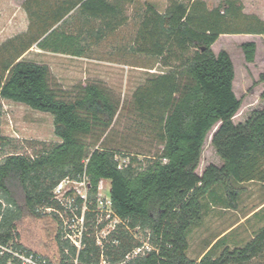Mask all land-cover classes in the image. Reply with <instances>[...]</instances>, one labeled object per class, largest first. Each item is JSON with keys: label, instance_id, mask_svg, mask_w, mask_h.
Listing matches in <instances>:
<instances>
[{"label": "trees", "instance_id": "trees-1", "mask_svg": "<svg viewBox=\"0 0 264 264\" xmlns=\"http://www.w3.org/2000/svg\"><path fill=\"white\" fill-rule=\"evenodd\" d=\"M135 2L64 1L52 16L42 18L38 30L30 29L0 46V52L8 51L0 66V98L51 114L60 140L35 156L12 154L0 163V264L14 262L11 252L35 254L18 243L17 225L23 218H43L42 209H64L54 190L66 179L87 182L88 199L77 201L80 208L85 204L92 210L100 181H109L112 209L123 225L102 248L92 235L93 213L86 212L89 231L83 233L80 250L63 238L62 231L57 235L58 264H101L102 256L109 264H260L257 260H264V227L244 246L216 252L218 241L199 261L188 257L189 234L203 222L204 199L220 188L227 207L237 209L243 184L264 185V109L254 111L243 123L233 122L241 107L234 92L235 66L227 51L215 54L212 49L222 35L264 37V21L245 15L239 0H226L214 9L203 0H170L164 13L147 4L132 51L155 58L168 70L151 73L129 102L97 82L70 93L47 64L21 59L33 46L81 57L85 33H66L70 14L77 10L91 21L101 19L104 27L86 33L99 40L107 30L125 23V6ZM241 16L251 19L249 26L234 29ZM241 49L246 62L253 63L257 44L245 42ZM122 110L136 116L138 133L150 131L162 146L146 163L131 156L121 166L118 151L108 144ZM217 125L212 144L223 163L208 166L200 176L196 171L202 149ZM9 142L0 133V150ZM136 229L151 249L128 259L142 247L129 233Z\"/></svg>", "mask_w": 264, "mask_h": 264}, {"label": "rangeland", "instance_id": "rangeland-1", "mask_svg": "<svg viewBox=\"0 0 264 264\" xmlns=\"http://www.w3.org/2000/svg\"><path fill=\"white\" fill-rule=\"evenodd\" d=\"M64 1L71 0H0V46L7 44L8 41L17 36L25 35L30 29L33 32L38 30V27L43 25L42 18L44 17L45 20L52 16L56 8ZM218 1L221 2L218 3ZM225 1L214 0L218 6ZM239 1L242 3L241 0ZM244 1L250 3L254 13L264 15V0ZM169 3L170 0H136L134 4H128L125 6V23L115 30H107L104 38L97 40L94 35L89 37L85 34L83 36L84 41H86L85 44L82 43L85 48L83 57L40 51L37 46H33L21 59L47 64L51 68L55 80L70 93H75L80 87L88 83L97 82L103 83L112 89L117 96H120L123 101L129 102L134 92L145 83L152 75L151 73L168 70V68L158 64L155 58L135 54L132 47L145 6L152 4L159 12L164 13ZM70 15L71 17L64 29L66 33L79 35L85 22L77 10ZM24 20L29 25L22 29ZM250 20L241 16L232 26L234 29H246ZM104 26L105 23L101 19L92 20L87 29L96 33L98 29ZM249 41L257 44L256 57L253 63L246 62L241 49V45ZM212 49L215 54L222 50L229 52L233 60L235 66L234 92L237 98L241 100V107L233 118V122L235 124L243 123L254 111L264 109V80L262 79L264 76V38L259 35L252 37L245 34L223 35L213 45ZM7 56L8 51L2 50L0 52V66ZM136 122L137 118L131 111L122 110L108 138V144L118 151L117 159L121 166L127 164L131 156H137L138 161L146 163L162 149L150 131L146 130L140 133L136 131ZM218 127L217 125L210 131L203 146L200 163L196 171L200 176L208 166H221L223 163L212 144V137ZM0 133L10 140L9 145L4 150H0V163L6 156L12 154L35 156L43 149L60 141L55 136L51 114L33 110L25 104L1 98ZM63 185L62 191L66 193L58 196L64 209H57L56 212L42 209L46 213L43 218H23L17 225L18 243L45 261H50V264H58L60 259L57 235L61 231L76 232L77 229H81L83 222L78 217L86 212L93 213L91 222H94L95 226L92 227V235L102 248L105 245L104 241L108 243L111 240L108 236L117 230L120 231L119 225H123L122 222H119L117 229L112 231L111 223H115L117 219L114 216L108 219L107 213L99 205V198L103 201H108L110 198L109 181H104V190L99 192L97 204L93 210L88 209V205L84 204L81 208L78 205L77 198L81 195L79 193L84 196L89 193L84 184L66 179L63 181ZM241 187H243L244 192L239 198L237 209L227 207L226 196L220 188L215 190L213 197L204 199L206 209L203 222L194 227L189 234V258L199 260L218 236L248 217H250L248 222L242 224L241 228L237 230V233L241 231L243 242H249L254 237V232L264 224L258 220L259 216L264 215V209L252 216L264 206V185L259 182H250ZM80 209L81 215H78ZM84 231L85 233L89 231L86 220ZM129 233L136 242L142 244L140 248L144 249V252L148 251L147 247L151 249V245L145 240L141 230H129ZM137 249L127 258L135 256ZM259 262L264 264V260H257V263ZM101 264H109L106 257L102 256Z\"/></svg>", "mask_w": 264, "mask_h": 264}, {"label": "built area", "instance_id": "built-area-1", "mask_svg": "<svg viewBox=\"0 0 264 264\" xmlns=\"http://www.w3.org/2000/svg\"><path fill=\"white\" fill-rule=\"evenodd\" d=\"M104 181L105 180H101L99 185H98V191L102 192L104 190L103 185H104ZM82 184H84L87 187V191L89 190V186L87 185V182L84 180L81 182ZM63 182H61L58 187L55 189V198L61 203V199L59 198L58 195H61L63 193V195L66 193L63 190ZM110 191V190H109ZM79 197H81L82 199H84L85 201L87 200V193L86 195H82V193ZM98 197H99V193H98ZM99 205L101 206V209L105 210V213H107V217L108 219H111L112 216H114L117 220H115V223H111L112 226V231H115L117 229V225H119V222H122L115 214L114 211L112 209V205H111V201L110 198L109 200H101L99 198ZM49 212L52 211V209H47ZM104 212V211H103ZM79 220H81L83 222V226L81 229H77L76 232L73 231H63V235H64V239L65 240H69L75 247H77L78 250L81 249L82 247V236L85 230V214L81 215L80 217H78ZM142 248H138L135 251V255H138L139 253H143ZM147 250H150L147 247ZM13 257H14V262L12 261L11 264H47V261H45L44 259H42L41 257L37 256L36 254H26V253H20V252H11ZM77 263V262H76Z\"/></svg>", "mask_w": 264, "mask_h": 264}, {"label": "crops", "instance_id": "crops-1", "mask_svg": "<svg viewBox=\"0 0 264 264\" xmlns=\"http://www.w3.org/2000/svg\"><path fill=\"white\" fill-rule=\"evenodd\" d=\"M203 1H205L207 4H208V7L210 8V9H214V8H216V7H218V3H220L221 1H218V3L216 4V2H214V0H203ZM242 1V3L244 4V6H245V8H244V10H243V13L245 14V15H247V16H250V17H252V16H256V17H258L259 19H261L262 21H264V15L263 14H259V13H254V11L252 10V7H251V5H250V3L249 2H246V1H244V0H241ZM25 13H23V16H25L24 15ZM42 16V15H41ZM43 19H44V17H43ZM82 19H83V21L85 22V24H84V26H83V28L81 29V32H84L85 34L90 30V29H87V27H89V25H90V23L92 22L91 20H90V18H88V17H85V16H82ZM25 22H24V24L22 25V29H24V28H27L28 27V25H29V23H27V21L26 20H24ZM86 30H88L87 32H85ZM85 34H83V36L85 35ZM87 35V34H86ZM245 35H248V36H258V35H255V34H245ZM223 36V35H222ZM221 36V37H222ZM259 36H261V37H263L262 35H259ZM89 37H91V36H89ZM264 38V37H263ZM85 42L86 41H83L82 43L83 44H85ZM87 44V43H86ZM88 44H91V43H88ZM90 46V45H89ZM38 50H40V49H38ZM40 51H44V50H40ZM257 52V51H256ZM229 53V52H228ZM75 57H78V56H75ZM81 57H83V56H81ZM262 209H264V206H262V208L261 209H259V211H257L256 213H254L252 216H255L257 213H259ZM249 218L250 217H248V218H246L245 220H242V221H240L239 223H237V224H235L234 226H232L231 228H229L228 230H226L224 233H222L220 236H218L217 238H216V240L212 243V244H210L209 246H208V248L206 249V252L205 253H207L212 247H213V245L215 244V243H217L218 241H221V243H220V246H219V252L223 249V248H225V247H230L231 249H233V248H235V247H241V246H244L247 242H243V239H242V236H241V231H240V233H237V230L239 229V228H241L240 226H242V224H244L245 222H248V220H249ZM258 220H259V222L260 223H264V215H262V216H259L258 217ZM262 227H264V224L263 225H261L260 227H259V229L260 228H262ZM258 230H256L255 232H254V235H255V233L257 232ZM253 239V238H252ZM204 253V254H205ZM203 257V256H202ZM201 257V258H202ZM200 258V259H201ZM199 259V260H200ZM198 260V261H199Z\"/></svg>", "mask_w": 264, "mask_h": 264}]
</instances>
